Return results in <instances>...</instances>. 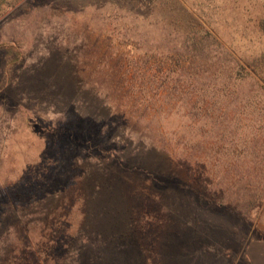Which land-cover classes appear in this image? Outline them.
Returning <instances> with one entry per match:
<instances>
[{"label": "rangeland", "instance_id": "rangeland-1", "mask_svg": "<svg viewBox=\"0 0 264 264\" xmlns=\"http://www.w3.org/2000/svg\"><path fill=\"white\" fill-rule=\"evenodd\" d=\"M252 84L264 0H0V264H264Z\"/></svg>", "mask_w": 264, "mask_h": 264}, {"label": "trees", "instance_id": "trees-1", "mask_svg": "<svg viewBox=\"0 0 264 264\" xmlns=\"http://www.w3.org/2000/svg\"><path fill=\"white\" fill-rule=\"evenodd\" d=\"M254 91L249 92L247 94H242L238 93L240 97V100L243 101V107L240 108V113L239 115H244L246 116L247 120V125L245 126L244 124H241L240 126L242 127H247V129H250L252 132V139L251 140H245L246 138L244 137L243 139V146H241L239 151L235 150V144H230L229 149H226L225 152L228 153L227 155L230 156L233 159V156L239 160L243 161L245 157H249V155L246 152V149H248V146L251 149H260L264 148V84L258 85V84H252ZM120 91V90H119ZM238 112V110H237ZM226 113V112H225ZM251 114L256 117V120H252ZM242 119V118H241ZM254 161V158H252ZM258 167V166H257ZM259 170V175L261 177H264V168H257L256 173ZM155 172L151 171L150 174L145 173V176L149 179L154 178ZM115 176L116 174H112ZM158 176V175H156ZM155 178L158 180V183L160 182L159 178ZM257 175H254L256 179ZM254 177L251 176L249 177V186L251 188L245 187L244 192H246L249 196L248 200L243 202L240 206L234 204V209L237 210V213L240 215L242 214L244 217H247L249 213L251 212L252 209L257 208V209H264V187L261 188V185H257L254 187ZM264 179V178H262ZM156 182V181H155ZM248 185V184H247ZM117 189V188H116ZM125 190V189H124ZM114 191L111 192L113 194ZM115 193V192H114ZM102 224H105V222H102Z\"/></svg>", "mask_w": 264, "mask_h": 264}]
</instances>
